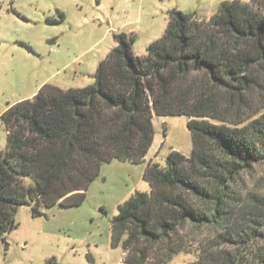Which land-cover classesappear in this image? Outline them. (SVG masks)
Listing matches in <instances>:
<instances>
[{
  "label": "trees",
  "instance_id": "1",
  "mask_svg": "<svg viewBox=\"0 0 264 264\" xmlns=\"http://www.w3.org/2000/svg\"><path fill=\"white\" fill-rule=\"evenodd\" d=\"M114 40L93 85H46L2 115L0 241L16 229L21 206L34 216L42 207L80 206L105 164H143L154 116L187 117L191 155L174 151L165 168L147 167L151 193L119 206L113 247L126 254L124 264H147L164 245L156 264H166L186 251L182 231L211 227L233 252L190 264H264V194L241 184L264 164V0L225 2L207 21L175 11L141 57L134 37Z\"/></svg>",
  "mask_w": 264,
  "mask_h": 264
},
{
  "label": "rangeland",
  "instance_id": "2",
  "mask_svg": "<svg viewBox=\"0 0 264 264\" xmlns=\"http://www.w3.org/2000/svg\"><path fill=\"white\" fill-rule=\"evenodd\" d=\"M231 1L251 4V0H0V151L6 150L8 139L2 115L32 100L46 85L63 91L93 85L99 64L117 46L115 35L134 37L133 54L141 57L163 38L173 12L207 21ZM190 119L154 116V142L145 162L105 164L82 205L42 207L41 216L33 215L32 206H21L16 229L0 241V264H124L126 254L112 244V220L133 195L151 193L144 180L147 167L165 168L174 151L191 155ZM241 184L247 192L264 194V164L243 174ZM221 233L189 226L181 233L186 251L166 264L207 262L233 252L220 239ZM163 248L167 246H155L147 264H156L166 252Z\"/></svg>",
  "mask_w": 264,
  "mask_h": 264
},
{
  "label": "crops",
  "instance_id": "3",
  "mask_svg": "<svg viewBox=\"0 0 264 264\" xmlns=\"http://www.w3.org/2000/svg\"><path fill=\"white\" fill-rule=\"evenodd\" d=\"M31 99H33V97H32ZM152 147H153V146H152Z\"/></svg>",
  "mask_w": 264,
  "mask_h": 264
}]
</instances>
